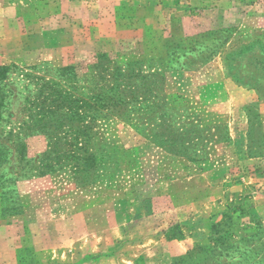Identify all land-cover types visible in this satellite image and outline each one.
I'll list each match as a JSON object with an SVG mask.
<instances>
[{"label":"rangeland","instance_id":"1","mask_svg":"<svg viewBox=\"0 0 264 264\" xmlns=\"http://www.w3.org/2000/svg\"><path fill=\"white\" fill-rule=\"evenodd\" d=\"M98 55L175 68L164 73L160 144L112 120L103 165L75 176L38 164L50 152L38 126L20 141L25 155L5 142L0 264H171L242 195L264 226V0H0V66L50 77ZM22 103L11 99L6 131L27 118ZM188 237L186 253L165 256Z\"/></svg>","mask_w":264,"mask_h":264},{"label":"trees","instance_id":"2","mask_svg":"<svg viewBox=\"0 0 264 264\" xmlns=\"http://www.w3.org/2000/svg\"><path fill=\"white\" fill-rule=\"evenodd\" d=\"M193 48L180 47L168 63L175 66ZM159 68L153 70L139 61L117 63L105 55H98L81 73L78 66L70 65L54 70L50 77L38 66L19 67L15 63L0 66V150L6 142L18 146L25 155V145L20 141L26 131L38 126L48 138L50 150L47 157L38 159V164L49 170L54 166L69 168L76 176L103 165L100 159L108 157L112 149L106 146L103 133L112 120L128 123L145 138L160 144L167 122L161 113L167 99L164 73L175 68ZM232 80L238 82L233 77ZM31 91H35L33 96L29 95ZM20 97L27 118L16 132L11 128L6 131L12 115L10 101ZM187 134L183 131L180 141ZM91 143L104 145L99 152L88 148ZM247 196L237 197L211 215L206 242L174 258L171 264H264V243H260L264 226L256 215L249 213L252 203Z\"/></svg>","mask_w":264,"mask_h":264},{"label":"crops","instance_id":"3","mask_svg":"<svg viewBox=\"0 0 264 264\" xmlns=\"http://www.w3.org/2000/svg\"><path fill=\"white\" fill-rule=\"evenodd\" d=\"M193 244L191 237L184 238L182 240H170L167 243V249L165 256L169 259L174 256H178L186 253Z\"/></svg>","mask_w":264,"mask_h":264}]
</instances>
